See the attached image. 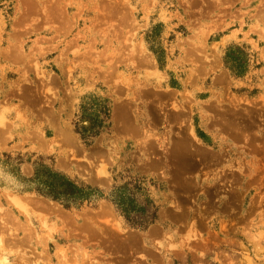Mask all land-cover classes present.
I'll list each match as a JSON object with an SVG mask.
<instances>
[{
    "label": "rangeland",
    "instance_id": "obj_1",
    "mask_svg": "<svg viewBox=\"0 0 264 264\" xmlns=\"http://www.w3.org/2000/svg\"><path fill=\"white\" fill-rule=\"evenodd\" d=\"M0 264H264V0H0Z\"/></svg>",
    "mask_w": 264,
    "mask_h": 264
},
{
    "label": "trees",
    "instance_id": "obj_2",
    "mask_svg": "<svg viewBox=\"0 0 264 264\" xmlns=\"http://www.w3.org/2000/svg\"><path fill=\"white\" fill-rule=\"evenodd\" d=\"M77 132H79L77 130ZM85 131L79 132V135L83 140H87L89 136H86ZM40 186L36 190L40 197L49 199L54 202H58L66 209H70L74 206H81L91 200L95 189L84 185H78L67 178L58 174H46L43 181H40ZM94 197V196H93ZM115 209L119 214L123 213V208L119 204L113 203ZM155 220V213L153 212L145 220L139 223H130L133 226H138L143 229L148 228Z\"/></svg>",
    "mask_w": 264,
    "mask_h": 264
},
{
    "label": "crops",
    "instance_id": "obj_3",
    "mask_svg": "<svg viewBox=\"0 0 264 264\" xmlns=\"http://www.w3.org/2000/svg\"><path fill=\"white\" fill-rule=\"evenodd\" d=\"M157 233H158L157 231H155V230H151V232H149V237H150V238H152V237H153V238H156ZM158 235H159V234H158Z\"/></svg>",
    "mask_w": 264,
    "mask_h": 264
}]
</instances>
